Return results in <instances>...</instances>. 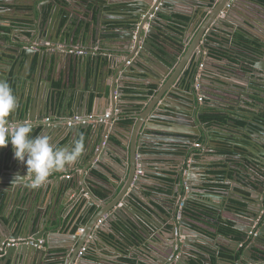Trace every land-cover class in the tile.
Wrapping results in <instances>:
<instances>
[{"label": "water", "instance_id": "1", "mask_svg": "<svg viewBox=\"0 0 264 264\" xmlns=\"http://www.w3.org/2000/svg\"><path fill=\"white\" fill-rule=\"evenodd\" d=\"M44 1L38 6L40 15L31 17L33 23L30 25V35L17 34L15 27L8 32L0 29V80H9L14 93V78L17 74H11L4 68L12 65L9 55L19 57L21 61L25 58L29 72L37 58V68L32 78L29 79V74H21L22 79L24 78V89L30 85L36 92L31 99L30 112L47 109L53 114L54 108L58 107L61 111L62 127H65L63 133L75 139L74 143L80 135H88V148L84 151L80 169L82 172L76 169L75 175L63 178L59 176L61 172H54V178L33 188L29 186L31 176L27 174V165L20 162L21 171L16 167L14 173H19L22 178L10 181L7 188H0V264H44L47 257L57 255L63 256L61 263L57 264H89L87 257L93 248L91 246L98 242L107 245L101 237L106 229L122 237L131 226L143 228V221L150 225L145 228L146 237L166 250L168 257L164 264H191L192 256L204 260V264H212L211 255L218 249L202 242L207 236L198 230L199 223H206L204 215L207 214L216 218L217 214L213 211L219 212L225 208L227 199H223L220 205L201 200V197L208 198L207 194L204 195L208 189H204L203 183L195 184L199 188L191 184L194 171L192 169L195 166L193 163L192 166L187 164V155L202 136L207 142L204 145L206 153L220 154L218 146L230 147L233 143H223L222 136H232L226 130L208 127L210 122L204 119L208 112V103L204 98L198 97V94L215 95L221 99L220 107L247 118L246 131L250 133L251 141L240 156H235L239 159L238 163L230 165L236 171V179L241 184H237L236 188L242 191L238 193L234 189L236 195L233 194L231 198L236 200V213L249 218L247 226L237 224L235 227L244 233L241 239L251 240L252 234L254 239L239 256L240 241H232L223 236L217 238L231 245L230 250L236 264H263L262 257L257 260L252 250H264V14L258 16V12V17H253L252 8L249 5L242 6V0H136L134 17L105 18L127 19L126 23H131L128 29L119 27L112 30L102 25L100 19L96 23L90 21L91 10L131 1ZM182 3L191 5L189 13L177 8L186 5ZM239 6L246 9L239 10L241 15L235 18L234 10ZM196 8L206 12L207 17L190 42L182 39L184 46L180 47L178 44L174 47L168 40L166 23L161 15L175 11L193 17ZM6 10L0 7V28L2 14ZM121 11L122 9L118 10ZM75 12L78 13L77 16ZM65 18L67 21L64 22ZM72 18L91 22L81 33V36L86 34L87 38L92 37L94 41L90 48L86 46L85 54L77 52L81 46L74 48V45L60 41L61 34L67 31ZM111 33L115 35L111 36ZM71 34L74 35L75 31H71ZM238 34L249 39L251 44H243V49L234 46L231 38ZM71 49L75 51L71 52ZM99 49L113 52V56L100 54ZM227 50L251 65L250 73L246 72L245 77L240 76V83L223 78L224 74L235 73L229 66L230 59L225 55ZM239 50L247 53V56L240 55ZM213 58L228 62L216 66L217 70L206 67L205 60H214ZM70 63L74 67L75 75L85 67L94 66L95 79L90 89L100 92L107 99V109L112 110L108 117L106 109L99 110L97 103L90 108L88 97L84 96L85 100H81L80 83H75V89H66V92L64 86L60 89L51 86V78L56 79L59 73L63 76L62 72L68 70ZM99 72L102 74L100 77ZM106 74L116 75L117 80L111 82ZM207 79L211 81L204 82ZM128 82L155 84L158 90L152 99L153 102L157 100L155 105L152 108L148 106L144 116L138 114L139 119L130 126L121 124L125 106L130 103L124 99ZM205 86L208 88L206 91L203 88ZM180 87L185 93L180 92ZM59 91L63 95H59ZM167 94L170 97L179 96L185 102L186 108L173 104L169 106V101H162ZM200 98L203 102L198 101ZM17 99L19 101V96ZM164 110L171 111L178 119H173V123L186 127L182 130L178 127L171 129L170 134L163 129L154 132L159 136H156L157 139L163 141L161 146H168L174 152H179L174 158L175 165L178 166V176H171L176 183L168 184L173 186V191L167 199L158 197L155 193L157 188L153 187L154 179L150 178V173L142 165L147 158L145 155L152 150L153 143L150 141L156 139L149 136L151 132L147 124L164 119ZM15 115L18 121L20 107ZM230 117L236 119L233 114ZM43 123L38 126L33 124L34 129L41 127L43 135L52 133V123ZM194 126L198 127L197 132L189 128ZM137 132V142L134 145ZM109 133L118 134L116 136H119V142L111 139ZM31 136H34V132ZM237 139L244 142L240 137ZM169 148L166 152L171 151ZM116 157L119 158L116 161L118 169L106 161ZM103 164L110 169H104ZM93 170L107 175L110 183L94 176ZM68 171L66 169L63 172ZM204 177L208 175L204 173L201 179L204 180ZM93 185L105 188L108 197L111 196L110 200L104 202L93 191ZM48 186H52L50 193ZM148 193H153L161 202L147 200L150 198ZM221 193L228 194L227 191ZM49 208L51 210L48 211ZM71 212L73 217L69 225L76 219L80 221L83 218L84 221L71 226L70 233L65 232L70 236L61 246L64 250L52 253L50 249L54 246L51 245L49 235L64 226ZM45 236L47 239L42 246L29 243L30 239L38 241ZM210 239L215 243L214 238ZM12 240L15 244L4 246ZM138 241L142 242L140 238ZM146 249L144 247L142 250Z\"/></svg>", "mask_w": 264, "mask_h": 264}, {"label": "crops", "instance_id": "2", "mask_svg": "<svg viewBox=\"0 0 264 264\" xmlns=\"http://www.w3.org/2000/svg\"><path fill=\"white\" fill-rule=\"evenodd\" d=\"M35 1L36 0H1L2 8H6L7 10L2 14V23L0 29L8 32L13 27H15V31L17 32V34L30 35V32L32 31L31 29L32 27L30 25L33 23L31 17L32 15H37V16L39 15L40 10H38V6H37L38 2H40V4H42V2H45L44 0H37L36 2ZM120 1H127V0H120ZM128 1H131V3L119 2L115 5L112 6L110 5L109 7L106 8L95 7L94 10H91L90 21L96 23L97 20L100 19V23L102 25L108 26L112 30H115L116 28L119 27L120 28L124 27V29H128L129 27H131V23H126L127 19H118V20L105 19L108 16H116L121 18L134 17V10H135L134 6L136 0H128ZM247 1H249V3ZM241 3H243L242 6L249 5L252 8L253 17H258L264 14V4L256 0H242ZM182 4H186V5L177 6V8L184 9L189 13V10L191 9V5L189 3H182ZM120 9H122V11L118 12V10ZM192 9L194 8L192 7ZM244 9L246 8L244 7L240 8V6L236 7L234 10L235 18L236 16L239 17L238 15H241L240 14L241 12L239 10H244ZM245 12L248 11L245 10ZM258 12H260V14L256 16ZM77 14L78 13L75 12V16H77ZM175 15L187 16L190 18V20L183 22L181 20H178L177 18H174L173 16ZM206 17H207V13L201 10L200 8H196L193 17L175 11H172L169 14H164L163 19L165 20L166 23L165 29L168 33V40L171 41L174 47L178 44L180 47H183L184 46L183 40L186 42H190L195 36V34L198 32V30L200 29ZM243 18L244 20H247V18L245 17ZM71 20L72 21L67 31L61 34L60 41L61 43L68 42L69 44L74 45L73 46L74 48H78L81 46V49L84 50L85 52L87 49L86 46L90 48L94 43V41L92 37L87 38L88 35L86 34L81 36V33L83 31V28L88 27L91 22L89 21L90 23H86L84 21H78L77 19L74 18H72ZM65 21H67L66 18L64 19V22ZM145 28H147V26H145ZM71 31L72 32L75 31V34L72 35ZM110 35L113 36L115 34L111 33ZM8 40H10L9 37ZM47 43L50 44V42ZM231 43H233L234 46L237 45L240 48H242L240 44L243 43L251 44V41L243 37L241 34H238L236 36L234 35L232 36ZM99 51L100 54L103 53V55H107L109 57L113 56V52H109L103 49H99ZM216 53H218V51H216ZM239 53L240 55L247 56L246 55L247 53L243 51L239 50ZM225 55L227 56V58L230 59L229 66L232 70L235 71V73L232 72V73L224 74L223 78L233 80L234 82L237 83L242 82L239 80V78H241L240 76L245 77L244 75L246 74V72L250 73V70L252 69L251 65L246 60L238 58V56H236V54L233 52L230 53L228 51ZM9 57L13 61L12 65L4 66V68H7V70H9L10 71L9 73L11 74L12 73L17 74L16 78H14L16 80V84L14 86V94L17 98L19 96V102H20L19 120L17 121V119L15 118L16 115L14 114L12 117H10V121L13 124L23 121H28L36 126L42 124V122L46 123L50 121L52 123L51 125L54 126L53 128L54 130L52 133L50 132L48 135H44V136H49L51 143H53L54 146L58 148L59 147L71 148V146L74 145L75 139H71L70 136H66V134L63 133L65 127L64 126L62 127V123H61L62 119L60 117L61 111L59 110L58 107L54 108L53 114L49 113L47 109L45 111L38 109L32 113L30 112L31 108L29 107H30L31 99L32 96L36 95V92L31 89L30 85H27L26 89H24L23 86L24 78L22 79L21 74L26 76L29 74V79H31L37 68L36 65L37 58L33 64L32 69L29 72V65L28 63H26L25 58L21 61L19 57H12L11 55H9ZM213 59L214 60H210V61L205 60L206 67L211 69L214 68L215 70H217L216 66L228 62V60L222 62L220 60H216L215 58ZM101 61H102V57H101ZM69 66L70 67L68 68V70L62 72L63 76H61L59 73L56 75L55 77L56 79L51 78V84H52L51 86L56 89H60L62 86H64V91L66 92V89L74 90L75 83L77 85L78 83H80L79 85H80V94L82 101L85 100L84 96H86V98L88 97L90 108H92L94 103H97V108H99V110L106 109L107 114L112 113V110L110 108L107 109L108 101L105 98V96L98 91H93L92 88L90 89V87H92L91 84L93 83V79H95L94 66L91 67L88 66L83 68L80 71V73L77 75L74 74L75 70L72 63H70ZM243 67L245 69H243ZM207 72L213 74V72L210 71ZM100 76H102V74L99 72L98 77ZM45 77L46 74L44 73L43 78ZM106 77L107 78L110 77L109 80L111 82H115L117 80L116 75L113 76V74H110V76L106 74ZM8 81L9 80H7V82ZM210 81H211L210 79H207V81L204 82H210ZM128 83H129L128 87L125 89L124 99L129 101L130 103H128L125 106V111L123 113L124 117L121 120V124L126 126H130L135 122V120H138L139 119L138 114L144 116L147 113L148 106L152 108L155 105L157 100L153 102L152 99L158 93L155 84L150 85L143 82H128ZM45 84H47V82ZM203 88L204 91L208 89L207 86ZM179 90L180 92L185 93L182 87H180ZM59 95H63V92L59 91ZM42 96H44V94ZM175 97H170L167 94L162 101L165 102L169 101L170 102L169 106L173 104L180 108H186V104L183 101V99H181L177 95ZM198 97L204 98V100H206V102L208 103L207 105L208 112L205 114V117L208 115H219L227 119L224 123H222L220 121H215V120L210 121L204 118L205 121H208V123L210 122L208 124V127L213 128L215 130L218 129L226 130L232 136L231 137L222 136V138H227L229 140V143L230 142L233 143L232 145H230V149L228 152H223V153L220 152V154L210 153V152L206 153L205 151L206 147H204V145L207 142L206 140H204V137L202 136L198 141V143H200L201 145L197 146L196 143L189 150V153L187 155V164L192 166L193 163V166H195L192 169L194 171H192L193 178L191 180V184L195 185V184L203 183V181L205 180H213V183L211 184L215 186L217 185L215 189L208 188V192L204 193V195L207 194L208 198L203 199V197H201V200L207 202H213L214 204L217 205L222 204L223 199H227L226 201L229 202L228 206L226 205L227 202H225V206H224L225 208L221 209L219 212L213 211L217 214L216 218H212L207 214V218H209L207 219L205 215L204 217L206 219V223L200 222L199 223L200 227L198 230L201 231L203 235L207 236L205 240L202 241L205 245L210 244L211 248L218 249L211 255L210 260L212 264H236V262L233 260V257H231L233 255L232 251L230 250L231 245L228 242L223 241L217 237L223 236L232 239V241H240L241 244L239 247V251L242 249L243 242L246 241L241 239V236L244 235V233L239 229L235 228L237 224L240 226H247L249 218L236 213L235 210L236 200L232 199L231 196L234 194V191L237 190V192L239 193L242 190L236 188L237 184L238 185L241 184L238 183L236 179V171L234 169H231L230 165H236L238 163L239 159L237 157L235 158V156H240L243 152V149H245L249 144V141H251L250 133L246 131L248 123L245 120L247 118L245 117V115L242 116L237 115L235 113H231V111L225 109L224 107L223 108L220 107L219 105L221 104L220 103L221 99H218L215 95L213 96L211 94H204V95L198 94ZM198 101H200V99ZM201 102H203V99ZM164 111L166 112L165 113L166 117L164 119L160 118L158 120H155L154 123L147 124L151 132L149 136H152L156 139L150 141L153 143L151 146L152 150L150 153L145 155L147 156V158L144 160V163L142 165L144 166L143 168H145V171L150 173V178L154 179L153 185L155 186L153 187L157 188L156 189L157 192L155 193L158 195V197L161 198L164 197L167 199L169 198V196L173 191V186L171 187L168 184L174 185L176 183V180H174V178H172L171 176L173 175H175L176 177L178 176V166L176 167L174 158L177 156L176 154H178L179 152H174L173 151L174 149H170L168 146L166 147L161 146L163 141L158 140L157 137L159 138V136L155 135L154 132L163 129V131L170 134L169 130L171 129H177L178 127V129L180 128L182 130V129H186V127L183 126L184 127L183 128L182 126L180 127L179 124L173 123L174 122L173 119H176L175 116H173L171 111L169 110H164ZM241 112H245V111H241ZM232 114L236 117V119H231L230 115ZM181 122L184 123V121ZM238 122H240V124ZM189 128H191V130H193L194 132H197L198 130L197 126L189 127ZM241 128L243 130H241ZM33 132H34L33 137L37 135H43L41 127H39L38 129L36 128L33 129ZM61 134L62 136L58 139V137ZM108 135H110L111 139L115 140L116 142H119L118 140L119 136H116L118 134L115 135L113 133L112 134L109 133ZM137 135L138 132L136 133V137L134 139V145L137 142V137H138ZM214 135L218 136L217 133H214ZM81 136L83 135H80V137ZM236 137H240L244 142L237 140ZM88 139L89 136L85 135L84 137L85 148H88L87 147ZM129 144H131V140L129 141ZM168 148L171 151L166 152ZM84 155L85 153H83L82 157L75 165L66 167V169L69 170L68 172H61L59 176L61 178L66 177L67 175L73 176V174L75 175L76 173V169L78 170V172H82L80 171V169L82 168L81 163ZM118 160H119L118 157L112 159L111 161H109V159H106L108 163L115 166V168L117 169L119 168L118 164L116 163V161ZM21 163L17 159H14V152L11 143H9L8 146L6 147L0 148V188L2 189L7 188L8 183L10 181L15 180L14 179L15 176L14 172L16 171L15 169L16 167H19V170L21 171L20 168ZM103 168L110 169L105 164H103ZM103 168L102 170L105 172ZM238 172L241 173V171ZM204 173L208 175V177H204V180H202L201 177L204 175ZM93 174L94 176L103 179L105 183L107 184L110 183L108 176L103 174L102 172L98 170H93ZM55 175L56 173L53 172L49 176L48 180L54 178ZM162 183H166V184H162ZM196 188L199 187L196 186ZM92 189L100 198L104 199L103 200L104 202L110 200L111 196L108 197V191L105 188L93 185ZM47 190L50 193V191L52 190V186H48ZM221 191H227L228 194L224 195L221 193ZM148 195H150L149 196L150 198H147V200L151 199L153 202H161L159 198L153 196V193H148ZM186 196H188V193ZM48 203L49 202H46V204ZM49 210H51V208H49L48 211ZM72 217H73V212L68 214L67 221H65L64 226H62L59 229V231L53 234L51 233L49 235V240H51V245L54 246V248L50 249L52 253L62 252L64 249H62L61 246L64 244L66 238L70 236V234L68 233L65 234V232L70 233V230L72 228L71 226H74L75 224L77 223L79 224L80 222L84 221L83 218H80V221L76 219L72 224L69 225ZM143 223L145 224L143 228L139 226L138 227L131 226L130 230L125 232L122 237H120L119 234H114L112 232L107 231L106 229V232L102 233L101 237L104 238L107 245L104 246L100 242H98V244H96L95 246L92 245L91 247L93 248H91L89 255L87 257L88 263L89 264H164L168 257L166 250L163 247H161L159 243L154 242L151 238L146 237V235L144 234V232L146 231L145 228L146 227L149 228L150 225H148L145 221H143ZM220 223H224V224L230 223L228 227L232 230L230 235H223L217 233V230H219L218 226L220 225ZM81 228H83V226ZM138 238H140L142 242H139ZM210 238H214L215 243H213ZM46 239L47 237L45 236L44 240L46 241ZM144 247L147 248L146 251L142 250L144 249ZM252 252L257 260L261 259V257L264 260V250L256 248L253 249ZM222 253L227 254L228 256L224 257ZM229 254L231 255L230 257ZM62 259H63L62 255L61 257L60 255L59 256L57 255L56 257H47L45 261L52 262V264H57L59 262L61 263ZM197 260L199 261L200 264H204V260L199 259L195 256H192L191 264H194Z\"/></svg>", "mask_w": 264, "mask_h": 264}, {"label": "clouds", "instance_id": "3", "mask_svg": "<svg viewBox=\"0 0 264 264\" xmlns=\"http://www.w3.org/2000/svg\"><path fill=\"white\" fill-rule=\"evenodd\" d=\"M19 107L10 84L0 80V148L11 143L14 158L27 165V174L31 176L29 186L40 187L53 172H63L66 167L79 161L85 151L84 137L77 139L71 148L54 146L48 136L33 137L32 123L23 121L13 124L10 121ZM20 178L19 173L15 174L14 179Z\"/></svg>", "mask_w": 264, "mask_h": 264}, {"label": "trees", "instance_id": "4", "mask_svg": "<svg viewBox=\"0 0 264 264\" xmlns=\"http://www.w3.org/2000/svg\"><path fill=\"white\" fill-rule=\"evenodd\" d=\"M256 1H258V2H260V3H262V4H264V0H256ZM162 17H163V15H161ZM174 18H177L178 20H181V21H188V20H190V18L189 17H187V16H182V15H175V16H173ZM244 44V43H243ZM243 44H240L242 47H244L243 46ZM245 45H247L248 46V44L246 43ZM207 120H210V121H220V122H222V123H224L227 119L226 118H224L223 116H219V115H208V116H206L205 117ZM239 124H240V122H238ZM229 148V147H228ZM230 149V148H229ZM228 149V150H229ZM227 150V151H228ZM226 152V151H225ZM229 224L230 223H228V224H224V223H220V225L218 226L219 228V230H217V233H220V234H223V235H230L231 234V232H232V230L230 229V228H228L229 227ZM250 239L249 240H246V241H244L243 242V246H242V249L239 251V256H241V254H242V252H243V250L250 244ZM222 255L224 256V257H227L228 255L227 254H224V253H222ZM231 255L229 254V257H230ZM232 257V256H231ZM231 259V258H230ZM195 262V261H194ZM194 264H200L199 263V261L197 260Z\"/></svg>", "mask_w": 264, "mask_h": 264}, {"label": "flooded vegetation", "instance_id": "5", "mask_svg": "<svg viewBox=\"0 0 264 264\" xmlns=\"http://www.w3.org/2000/svg\"><path fill=\"white\" fill-rule=\"evenodd\" d=\"M37 1V0H36ZM35 1V2H36ZM39 4H40V2H38V4H37V6H39ZM2 4L0 3V7H2L1 6ZM38 10H39V8H38ZM39 15H40V12H39ZM13 74V73H12ZM237 138V137H236ZM227 138H222V140H223V143H229V140L227 139ZM238 140V139H237ZM228 141V142H227ZM230 148V147H229ZM228 147H223V146H218V149L220 150V152L221 153H223V152H228L229 149ZM228 150V151H227ZM212 179H214V178H212ZM210 183V184H209ZM211 183H213V180H205V181H203V185H204V189H208V188H213V189H215L216 187H217V185L215 186V185H212ZM209 215V214H208ZM205 216V215H204ZM206 218H207V215L205 216ZM207 219H209V218H207ZM252 236V238H251V243L253 242V237H254V235L252 234L251 235ZM44 264H48V262L46 261Z\"/></svg>", "mask_w": 264, "mask_h": 264}, {"label": "built area", "instance_id": "6", "mask_svg": "<svg viewBox=\"0 0 264 264\" xmlns=\"http://www.w3.org/2000/svg\"><path fill=\"white\" fill-rule=\"evenodd\" d=\"M49 44V43H48ZM71 52L75 51L74 49H71L70 50ZM79 54H83L85 53L84 50L80 49L77 51ZM200 100H202V98H200ZM109 116V114H107V117ZM201 144L200 143H197V146H200ZM67 177H70V175H67ZM82 230V229H81ZM45 240L44 239H39L38 241H35L34 239H30L29 240V243L30 244H35V245H38V246H42L44 244ZM14 243V240H12V242H8V243H5L4 246H9L11 244Z\"/></svg>", "mask_w": 264, "mask_h": 264}, {"label": "bare ground", "instance_id": "7", "mask_svg": "<svg viewBox=\"0 0 264 264\" xmlns=\"http://www.w3.org/2000/svg\"><path fill=\"white\" fill-rule=\"evenodd\" d=\"M164 21H165V20H164ZM13 244H15V242H14Z\"/></svg>", "mask_w": 264, "mask_h": 264}]
</instances>
